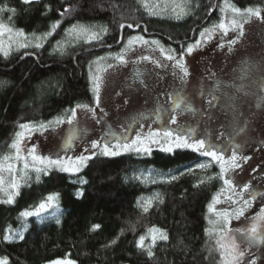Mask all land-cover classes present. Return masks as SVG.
Segmentation results:
<instances>
[{"label":"trees","instance_id":"16d2710c","mask_svg":"<svg viewBox=\"0 0 264 264\" xmlns=\"http://www.w3.org/2000/svg\"><path fill=\"white\" fill-rule=\"evenodd\" d=\"M181 1L189 15L174 20L149 15L143 6L146 0H0V23L14 31L23 30L27 36L52 31L51 25L60 22L41 47L0 55V157L14 155L15 150L8 146L19 125H50L57 118L68 121L77 105L94 106L88 68L94 59L119 50L133 35L124 30L122 44L113 48L121 25H141L138 33L181 54L203 29L219 22L220 5L225 2ZM228 3L242 10L264 7V0ZM65 9L68 12L61 15ZM72 25L89 27L99 38L93 42L72 40L65 31ZM58 43L63 44L62 51ZM203 159L188 150L153 151L143 158L134 154L94 157L77 176L26 170L13 203L0 202V258L7 257L8 264L57 260L73 264H217L219 256L205 248L210 231L207 207L220 193L222 183L189 171ZM138 173L150 174L155 181L137 179ZM77 179L85 181L79 198L75 195ZM50 194H58L54 216L20 217L22 211H35ZM149 200L151 206L144 211ZM93 225L100 227L93 230ZM152 227L168 238H157L153 244L148 232ZM18 231H23V239L4 242L6 232ZM140 236L145 237L144 248L137 247Z\"/></svg>","mask_w":264,"mask_h":264},{"label":"rangeland","instance_id":"374dc122","mask_svg":"<svg viewBox=\"0 0 264 264\" xmlns=\"http://www.w3.org/2000/svg\"><path fill=\"white\" fill-rule=\"evenodd\" d=\"M35 1L38 2L31 0ZM146 2L150 7L158 6L153 7L155 17L180 20L189 15L188 8L181 0ZM181 8H184L185 12L177 18ZM258 8L260 17H236L243 24L242 35L238 29H230L227 35L216 29L206 40L199 34L196 40L200 39L201 44L194 47L191 54L183 49L182 62L187 69L186 76L178 67H174L175 60L167 59V55L172 54L179 60L180 54L175 53L173 49L170 53V48L160 42L159 45L152 44L153 40L145 38L143 34L138 33L139 30L130 37L142 36L148 41L147 44L135 42L129 45L128 38L119 50L110 51L94 59L89 65L88 76L92 91L94 83L97 82L93 77L100 78L98 103L93 91L94 106L77 107L71 122L62 121L44 127L27 124L30 126L28 129L19 128L18 132L23 133L20 143L21 155L28 157L30 165L27 170H35L28 155L29 149L33 147L36 156L59 158L67 163L69 160L75 162L81 155L90 157L88 159L90 160L94 157L109 159L126 154L143 158L148 157L153 151L171 154L177 150H188L194 153L191 148L175 147L177 137L190 144L203 140L205 149L222 156L228 169L223 174L224 179H221L220 162L213 160L211 156L202 155L204 150L196 151L204 159L189 168L193 173L206 174L208 181L219 179L222 183V189L217 195L219 202L213 204V200L211 201L213 211H209L207 207L210 231L205 248L208 253L219 256L217 264H223L216 241L221 236L224 237L225 243L235 239L238 250L245 253L240 264H264V219L257 218V213L264 207V7ZM222 15L226 23L233 18L230 11L223 14L220 11V20ZM85 36L77 37L73 34L71 39H86L87 42L95 40ZM46 39L40 41L41 45ZM0 40L9 54L18 49L34 48L36 44L33 36H13L9 48L7 32L0 36ZM231 40L236 42L229 46L228 41ZM19 43H26L27 46L19 47ZM221 44L224 46L220 47ZM161 47L164 49L163 54ZM0 55L5 56L2 53ZM118 55H123V61L116 58ZM215 79L222 85L218 103L215 108H205L203 101L208 83ZM142 82H145L146 86H143ZM180 89L189 92L190 106L179 108L181 113L175 119V123L167 125V117L163 112L159 115L158 111L164 110L162 106L170 104V98L172 99L175 92ZM208 110L211 111L210 119H207ZM164 127L166 132H172L174 136L166 137V132L163 133ZM238 131L240 134L235 136ZM153 133L156 135L150 137L149 134ZM159 133L164 134L162 138L158 136ZM138 137L150 149L149 152L123 151L125 144L131 145ZM152 139L158 143H153ZM93 141L98 142L99 147L93 149ZM105 145L112 151H119V155H103L102 149ZM116 145H120V149H117ZM135 147L141 145L137 143ZM166 147H171L172 151H164ZM233 155L236 156L235 163L239 167L231 166ZM88 160L80 166L78 172L61 171L57 167H49L45 171L46 174L59 171L69 176H77L87 166ZM12 162L16 165L17 179H20L23 161ZM200 164L206 167H198ZM35 166L44 168V165L40 164ZM2 175L6 181H10L11 177L7 172ZM136 178L144 182L151 180L150 174L145 173H138ZM225 179L231 181L230 186L224 183ZM75 181L74 183L79 186L76 193H81L80 187L85 181L83 179ZM244 185H248L247 189H244ZM80 196L76 195L77 198ZM5 199L6 196L0 194V200ZM244 201L248 204L245 205ZM239 208L244 209V214L237 217L235 213ZM57 212L58 198L52 207L45 209L39 216L29 217L42 219L45 216L52 217ZM225 212L228 213L226 225L223 217ZM254 224L257 235L252 238L245 230L251 229ZM6 234L12 235V239L4 242L13 243L21 240L20 235H23V231ZM156 235L159 236L158 233ZM150 240L152 241L151 238Z\"/></svg>","mask_w":264,"mask_h":264},{"label":"snow or ice","instance_id":"6c2138e0","mask_svg":"<svg viewBox=\"0 0 264 264\" xmlns=\"http://www.w3.org/2000/svg\"><path fill=\"white\" fill-rule=\"evenodd\" d=\"M25 3H29L31 2V0H24ZM146 10H148L149 15H155L156 13L153 11V7H158V6H149L147 3H145L143 5ZM220 11L221 13H225L227 11H230L233 14V18L228 20L227 23L225 22L224 16L222 15L221 20L219 22V24H214L211 28H205L200 32V37L204 38L205 40L207 38H210V36L214 33V31L216 29H219L223 32L224 35H227L228 31L231 30H239L240 31V35L243 34V24L236 19V17H243V16H256V17H260V10L259 8L253 9L251 7L246 8V9H240L238 7L233 6L232 4L228 3V0H225L224 4L220 7ZM68 12V9L64 10V13H61V15H64L65 13ZM173 12L175 13V8H173ZM185 9L181 8L180 9V13L177 14V18H180L181 14H184ZM247 22V21H244ZM59 21H56L54 24L51 25V30L55 31V29L59 26ZM121 27L123 28L124 25H121ZM127 27L132 28L133 25L129 24L127 25ZM52 31L46 32L42 35H35L33 34V38L36 41L35 47L39 48L41 47V43L40 41L43 39H46L48 36H50L52 34ZM66 33L68 35H73L75 34L77 37L81 36V35H87L88 38L91 39H98L99 38V33L97 32H93L91 31V29L89 27H86L84 25H72V27L70 29H66L65 30ZM101 32L106 31V29L101 28L100 29ZM7 32L9 34V48L11 47V42H13V36L15 37H24L25 34L23 32V30H18V31H14L11 27L0 23V36H3L4 33ZM18 42V41H17ZM135 42H143L145 44L148 43V41L144 40V38L142 36H133V37H129L128 39V44L131 45ZM236 42V40H231L228 41L229 46H231L232 44H234ZM152 44L154 45H159V41L153 40L151 41ZM201 44V40L197 39L195 40V44H188L187 48H186V52L188 54H191L192 51L194 50V47H198ZM27 44L26 43H19V47H26ZM224 45L221 44L220 47H223ZM58 48L59 50H63V44H59L58 43ZM161 52L163 54L164 49L161 47ZM229 50H231V47H229ZM173 50H169V52L171 53ZM0 53H2L3 55L7 56L9 54V52L7 50H5V46L2 40H0ZM117 59L123 61V55H118L116 57ZM103 59V58H100ZM145 59H147V57H145ZM167 59L169 60H175V64L174 67H178L183 74L186 76L187 73V69L184 67L183 64V53L180 54V59L177 60L176 57L172 54L167 55ZM99 77H93L94 81H97L96 83H94V87H93V91L96 94V99H97V103L99 101ZM209 103H211V101H209ZM77 107H87V105H77ZM72 114L73 116H75V109H72ZM56 123H60L62 122V120L60 118H57ZM69 122H71V119L69 120ZM172 122L175 123V117H172ZM52 122L50 121L49 124H51ZM19 127L21 129H28L30 126L27 124H21L19 125ZM40 127H44L43 125H41ZM150 137H154L156 134H149ZM171 133L166 132L165 136L168 137L170 136ZM23 138V133L22 132H17L16 133V138L13 140V142L8 146L10 149L15 150L14 155H4L2 157H0V194H3L4 196H6L5 200H0V202L3 203H8L11 204L14 201L15 196L19 195V188H20V180L25 178L26 175V171L30 165L28 163V157H25L23 155H21V148H20V143L21 140ZM153 143H158L157 140L152 139ZM137 143H139L141 145V147H135L137 145ZM99 147L98 142L93 141L92 142V148L95 149ZM175 147L177 148H191L194 152L196 151H202V155H206V156H211L213 160L219 161L220 162V168H221V174H220V178L224 179V172H226L228 169L225 166V162L222 156H220L217 152L212 151V150H207L205 149V142L203 140H198L195 141L194 143H188L187 141L183 140L181 137H177L176 142H175ZM117 149H120V145H116ZM129 150H135L137 152H149L150 149L147 148L144 145V141L141 140L139 137L137 138V140L132 141V144H125L123 146V151H129ZM164 151L167 152H171L172 148L171 147H166L163 149ZM35 152V148L33 147L32 149H29V157L31 158L32 163V167H34L35 171L37 172V174H39L41 171H45L47 168L49 167H57L59 168L61 171H72V172H78L80 170V166H82L90 157L81 155L80 157L76 158L75 162H72L71 160H69V162H64L63 160L57 158V159H51L49 157H39L36 156L34 154ZM102 154L105 156H115V155H119V151H112L108 148L107 145L104 146V148L102 149ZM93 155H95V153H93ZM13 160L15 161H23V168L20 169V179H17V169H16V165L12 162ZM236 161V156L233 155L232 160H231V166L232 167H239L238 164L235 163ZM36 164H40V165H44V168L41 167H36ZM198 167L200 168H205L206 165L204 164H200L198 165ZM7 172L9 174V176L11 177L10 181H6L4 176L2 175V173ZM46 174V171H45ZM173 179H175V177H173ZM37 180H39V175H37ZM83 182V181H81ZM203 182V181H201ZM224 183L226 185H231V181L225 179ZM248 185H244V189H247ZM57 195L58 194H50L47 198L46 201L41 202L40 204H38L35 208V211H22L19 215L21 218H27L29 216H39L45 209L50 208L53 206V202L56 201L57 199ZM77 196L82 195V193L77 192L76 193ZM218 197L214 196L213 197V204L218 203ZM213 204L209 205V211H213ZM244 204L247 205L248 202L244 201ZM151 206V200L147 201V206L144 207V211L148 210V207ZM236 216H242L244 214V209L243 208H239L236 210ZM219 215V214H218ZM223 217H224V221H225V225L227 223V219H228V213L225 212L223 213ZM257 218L260 219H264V207H262L260 209V212L257 213ZM99 225H93V230L99 228ZM207 231V230H206ZM239 231V230H237ZM148 232L150 234H152L151 239L153 244L155 243L156 239L159 238L161 240H166L167 234L164 233L162 230L156 228V227H152L150 229H148ZM245 232L252 238H255L257 235V228L255 226V224L252 226L251 229H247L245 230ZM159 234V236L157 237L156 234ZM12 239V235H5L4 236V240L5 241H9ZM20 239H23V235H20ZM144 241H145V237L144 236H140L139 240L137 241V247L139 248H144ZM112 243H115V241H112ZM217 244V248L220 250V256H221V260L223 261V264H240L241 259L244 257L245 253L243 251H239L238 250V246L236 244L235 239H232L231 242L229 243H225L224 242V237L221 236L220 239H218L216 241ZM149 246V251H148V255L152 256V252L150 250ZM0 264H8V258L4 257L2 259H0ZM50 264H71V262H66V261H52L50 262Z\"/></svg>","mask_w":264,"mask_h":264},{"label":"flooded vegetation","instance_id":"af4514ba","mask_svg":"<svg viewBox=\"0 0 264 264\" xmlns=\"http://www.w3.org/2000/svg\"><path fill=\"white\" fill-rule=\"evenodd\" d=\"M143 86H146L145 82H142ZM221 82L218 80H213L211 82L208 83V87H207V92L205 94L204 97V101L205 102V108H215L216 104L218 103L219 97H220V91L221 90ZM189 92L186 89H180L177 92H175V94L172 96V99L170 98V104H167L165 106H162V108H165L164 110H160L158 111L159 115L162 114L165 115L168 119L167 121V125H169L172 122V117L174 116L175 119L177 118V116L181 113V110H179V108H188L190 106L189 104ZM209 101H211V103H209ZM207 113V119H210V113ZM166 132V129L164 127V131L163 133ZM163 133H159L158 136H160L161 138L163 137L162 135H164ZM174 133L171 132V135H173ZM240 134V131L235 133V136H238Z\"/></svg>","mask_w":264,"mask_h":264},{"label":"water","instance_id":"95a60500","mask_svg":"<svg viewBox=\"0 0 264 264\" xmlns=\"http://www.w3.org/2000/svg\"><path fill=\"white\" fill-rule=\"evenodd\" d=\"M140 28H141V25H138L135 28L134 27L129 28L127 27V25L124 24V27L123 28L121 27L120 30L118 31L119 32L118 42L113 46V48L119 47L122 44L124 30H127L128 32H131V33H137L138 30H140Z\"/></svg>","mask_w":264,"mask_h":264}]
</instances>
